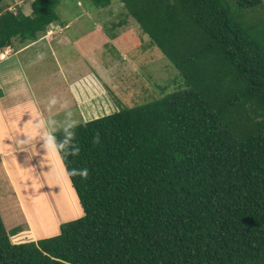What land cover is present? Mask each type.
Here are the masks:
<instances>
[{
  "label": "trees",
  "instance_id": "obj_1",
  "mask_svg": "<svg viewBox=\"0 0 264 264\" xmlns=\"http://www.w3.org/2000/svg\"><path fill=\"white\" fill-rule=\"evenodd\" d=\"M61 1L2 13L0 52L57 23ZM117 1L172 62L176 88L75 126L79 151L58 153L83 217L16 244L31 232L9 235L0 215V264H264L263 0Z\"/></svg>",
  "mask_w": 264,
  "mask_h": 264
},
{
  "label": "rangeland",
  "instance_id": "obj_2",
  "mask_svg": "<svg viewBox=\"0 0 264 264\" xmlns=\"http://www.w3.org/2000/svg\"><path fill=\"white\" fill-rule=\"evenodd\" d=\"M8 1L0 0V11ZM56 12L59 21L73 20V23L64 33V24L60 22L57 25L61 29L55 23L49 26L48 29L55 30L51 32L52 38L54 34L59 38L62 32L67 39L56 38L42 47L49 54L43 68L55 72L56 78H59L57 70L62 67L68 70L71 79L86 72L90 76L79 81L82 95L77 87L78 94H74L78 96L72 98L68 109H63L60 103H55L57 107L53 109L42 106L38 92L31 91L37 100L28 99L29 104L22 94L3 92L6 96L3 110L9 120H4V135L0 140V153L4 149L5 155L4 168L0 163V215L9 235L18 228L31 232L24 236L11 235V241L16 244L55 237L64 223L83 217L59 153L44 145L42 136L46 128L37 126L41 119H54L56 134L64 130L66 118L78 121L77 126L110 115L120 110V105L133 108L163 99L176 88L172 82L178 74L176 68L120 1L95 9L89 0H62ZM75 17L81 20H74ZM31 74V80H36L37 74L32 71ZM47 81L49 85L52 80ZM0 90L3 91V86ZM61 94L65 96L64 92ZM76 104L79 109L75 108ZM19 112L24 118L18 120Z\"/></svg>",
  "mask_w": 264,
  "mask_h": 264
},
{
  "label": "crops",
  "instance_id": "obj_3",
  "mask_svg": "<svg viewBox=\"0 0 264 264\" xmlns=\"http://www.w3.org/2000/svg\"><path fill=\"white\" fill-rule=\"evenodd\" d=\"M34 0H10L7 2L6 6L0 11V15L6 11L16 12L17 9L22 11L26 16H30L32 14V4ZM74 20H81L80 17H75ZM61 24H64V30L62 29V32L64 33L65 30H67L71 24L73 23V20L69 22L64 21H58ZM55 23V25L58 24ZM96 27L98 30H101L100 27H98V24L95 22ZM57 27H60V25H57ZM55 33V30L48 29L44 36L37 38L35 41H29L26 43L21 42L18 39H15L13 41L12 46L6 48L5 50L8 51L7 56L4 60H0V86H3V91L0 90V104L2 107V112L0 113V125H1V133H0V140L3 139L4 135V120H9L5 114H4V98L6 96L3 94V92L7 94H15L19 93L22 94L24 98H26V101L28 102V99H32L36 102V98H34L31 95V91L38 92V98L40 99L39 102H41L42 106L45 104L48 109L56 108L55 104L49 105V101L51 100V97H56V104L60 103L62 105L63 109H68L72 104L69 102L72 100V98H76L75 95L77 90L76 88H80V94L82 95L83 88L79 85V81L83 78L89 77L90 75L88 72H86L84 75L80 76L78 75L77 78L71 79L69 72L65 68H59L57 70L59 74V78H56L55 72H51L49 70H45L43 67L45 66L46 60L49 59V54L45 53L44 50H42V47H44L49 42H54V40L58 37L57 34L55 35V38H52V34ZM60 32L58 40L60 38L67 39V35H62ZM32 51H36L35 54H31ZM56 60V59H55ZM6 65V66H4ZM38 66H40V69H38ZM32 68H36V70H32ZM31 71L34 74H37L36 80H31ZM94 77H96L94 75ZM62 79L60 82L59 79ZM51 79L52 81L49 85H47V80ZM61 83H58V81ZM36 87H40L39 90ZM30 91V92H29ZM28 92V96H27ZM61 92L65 93V96L61 94ZM75 93V94H74ZM59 94V97L57 96ZM78 94V92H77ZM5 96V97H4ZM71 97V98H69ZM36 99V100H35ZM81 102V98H80ZM29 104V102H28ZM66 104V105H64ZM50 108H49V107ZM54 106V107H53ZM75 108H77V104L75 105ZM79 109V108H77ZM45 113V112H44ZM49 112H47L48 114ZM41 115V113H38ZM18 120L21 118H24L21 112H19ZM4 149H2V152L0 153V163L2 161V167L4 168ZM3 173V172H2ZM4 175V174H3ZM26 233V232H24ZM22 233V234H24Z\"/></svg>",
  "mask_w": 264,
  "mask_h": 264
},
{
  "label": "clouds",
  "instance_id": "obj_4",
  "mask_svg": "<svg viewBox=\"0 0 264 264\" xmlns=\"http://www.w3.org/2000/svg\"><path fill=\"white\" fill-rule=\"evenodd\" d=\"M5 51V50H4ZM1 51V52H4ZM56 103V97H52L49 101V105H53ZM70 115V114H69ZM56 121L54 119L49 118L48 120L41 119L38 122V127H45L46 130L43 133L42 139L44 141V145L46 148L53 152H60V151H70L72 154H75L79 151V148L72 147L69 149L67 145L71 143V137L74 135V127L78 123L75 119L66 118L64 122V130H65V136L66 138L60 141H57L56 135L54 134L56 125ZM82 175L87 174V169L81 170Z\"/></svg>",
  "mask_w": 264,
  "mask_h": 264
},
{
  "label": "built area",
  "instance_id": "obj_5",
  "mask_svg": "<svg viewBox=\"0 0 264 264\" xmlns=\"http://www.w3.org/2000/svg\"><path fill=\"white\" fill-rule=\"evenodd\" d=\"M8 51L5 50L4 52H0V60H4L7 56Z\"/></svg>",
  "mask_w": 264,
  "mask_h": 264
},
{
  "label": "bare ground",
  "instance_id": "obj_6",
  "mask_svg": "<svg viewBox=\"0 0 264 264\" xmlns=\"http://www.w3.org/2000/svg\"><path fill=\"white\" fill-rule=\"evenodd\" d=\"M48 159V158H47ZM17 161V160H16ZM20 166V165H19Z\"/></svg>",
  "mask_w": 264,
  "mask_h": 264
}]
</instances>
